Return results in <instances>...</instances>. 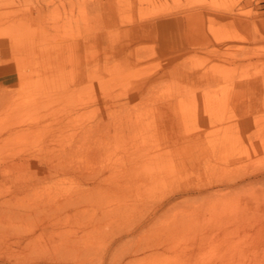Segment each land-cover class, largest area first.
Returning a JSON list of instances; mask_svg holds the SVG:
<instances>
[{
	"label": "rangeland",
	"instance_id": "rangeland-1",
	"mask_svg": "<svg viewBox=\"0 0 264 264\" xmlns=\"http://www.w3.org/2000/svg\"><path fill=\"white\" fill-rule=\"evenodd\" d=\"M0 264H264V0H0Z\"/></svg>",
	"mask_w": 264,
	"mask_h": 264
}]
</instances>
